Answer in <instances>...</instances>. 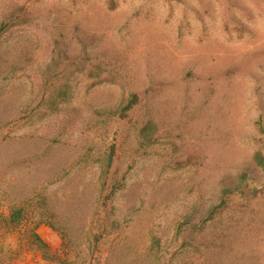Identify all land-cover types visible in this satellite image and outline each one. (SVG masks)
I'll use <instances>...</instances> for the list:
<instances>
[{
    "label": "rangeland",
    "instance_id": "obj_1",
    "mask_svg": "<svg viewBox=\"0 0 264 264\" xmlns=\"http://www.w3.org/2000/svg\"><path fill=\"white\" fill-rule=\"evenodd\" d=\"M0 264H264V0H0Z\"/></svg>",
    "mask_w": 264,
    "mask_h": 264
},
{
    "label": "trees",
    "instance_id": "obj_2",
    "mask_svg": "<svg viewBox=\"0 0 264 264\" xmlns=\"http://www.w3.org/2000/svg\"><path fill=\"white\" fill-rule=\"evenodd\" d=\"M134 100H135V97H133V99H131L124 107V110H129L133 104H134ZM25 211L24 207L21 205L20 207L18 208H13L11 211H10V215H9V221L11 223H19L21 222L22 220H20V216L23 214V212ZM30 242L34 245H41L43 248H45L46 246L42 243V241L38 238L37 234L36 233H33L31 235V239H30Z\"/></svg>",
    "mask_w": 264,
    "mask_h": 264
}]
</instances>
